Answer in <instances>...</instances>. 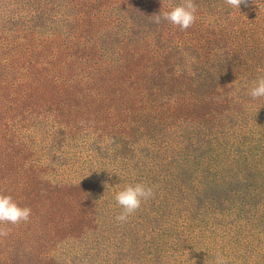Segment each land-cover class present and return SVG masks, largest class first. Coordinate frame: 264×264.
Returning <instances> with one entry per match:
<instances>
[{
    "label": "trees",
    "instance_id": "trees-1",
    "mask_svg": "<svg viewBox=\"0 0 264 264\" xmlns=\"http://www.w3.org/2000/svg\"><path fill=\"white\" fill-rule=\"evenodd\" d=\"M6 1L0 0V41L5 40L0 46V101L5 99L3 92L15 93L10 99L26 95L16 83L23 81L26 91L42 92L44 105L50 104L54 108L48 109L56 113L74 106L73 113L66 111L61 119H56L58 114L46 118L50 126L27 142L56 139L63 151L64 146L75 151L87 147L88 161L103 170L99 179L105 182L100 190L90 192L84 186L82 192L74 176L76 183L63 176L76 165L75 159L45 154L40 167L31 162L24 169L29 173L23 181L26 192H5L32 213L27 223L13 228L4 224L8 235L0 236V264H197L199 260L217 264L224 256L227 264H264V253L256 252L264 246V196L240 201L238 190L245 181L255 189L263 180L264 187V140L253 124H264V98L253 100L248 95L252 82L264 75L256 71V64L264 69V41H260L264 20H252L264 17V0H247L240 9L227 6L225 0H194L196 21L184 31L167 21L156 24L153 17L182 0ZM92 12H99L104 24L121 28L115 34V29L105 27L95 41L99 51L109 53L111 65L102 63V58L81 57L90 50L75 45L81 38L90 48L85 36L95 30ZM21 35L22 45L17 38ZM80 61L93 62L99 70L112 68L114 72L106 75L108 89H118L129 80L127 98L119 92L108 103L109 111H103L99 99L89 107L79 108L76 99L68 104L69 96L100 94L90 86L97 75L101 77L96 85L104 89L107 85L102 73L80 67ZM10 66L18 80L4 76ZM67 69L72 72L69 77ZM249 71L252 74L247 75ZM81 77L90 85L78 93L79 86H74ZM143 84L149 91L136 101ZM63 86L71 88L67 97H61ZM3 121L1 117L0 133ZM237 158L250 162L245 173L236 167ZM136 183L152 187L155 196L126 223H117L121 208L114 196ZM23 200L26 203L21 204ZM188 200L199 201L189 215L199 226L189 230L187 216L181 217ZM178 205L180 211L166 213ZM162 220L171 221L173 230L171 225L158 228ZM187 236L205 242L204 246L186 247ZM168 242L178 246L168 248ZM246 243L252 244L247 248L253 247L256 262L245 256L240 263Z\"/></svg>",
    "mask_w": 264,
    "mask_h": 264
},
{
    "label": "rangeland",
    "instance_id": "rangeland-1",
    "mask_svg": "<svg viewBox=\"0 0 264 264\" xmlns=\"http://www.w3.org/2000/svg\"><path fill=\"white\" fill-rule=\"evenodd\" d=\"M127 1H129V0H125L122 2H127ZM10 2H11V0H7L5 4H10ZM250 11H252V10H250ZM252 12H255V10H253ZM95 13L96 12L89 13V16H92L95 18V23L93 24L95 30L92 31L87 36H85V41L87 42V45L90 48H88V47L86 48L83 46V44H82L83 39H81V38H76L77 44H75V45L81 46L85 49L90 50V53H84L83 52L82 54H80L81 57H83L85 59H94L96 57V60H98V58H102V63L110 64L112 59L110 58L109 53L99 51L97 46L95 45V41L97 40L96 38H98L99 36H102L104 34L105 27H107L110 30L115 29V32H114L115 34L117 33V30H121V28L118 29V28L114 27L113 23L109 24L107 22L106 24H104L102 22L103 17L101 16V14H99V12H97V14H95ZM78 15H83V14L79 12ZM248 18H249V20H251L250 13H248ZM91 20H92V18L89 19V24H90ZM252 20L262 21V20H264V17H259V15H256L255 17L252 18ZM9 26H11V25H9ZM19 31H21V28L19 29ZM129 33L131 35H133L135 33L134 27L131 28ZM17 38H18V41L20 42V44L22 45V43L24 41V35L18 36ZM260 41H264V26L261 28ZM4 42H5V40H1L0 46H3ZM19 50L20 51L22 50L21 46H19ZM23 56H24V52L21 53V58ZM70 56H71V59L74 58L72 55H70ZM5 58H7V57H5ZM79 66L80 67L88 66L89 70L95 74L102 73L104 76V80L107 82V85H106L105 89L103 87H98L96 85V83L98 82L101 75H97L92 79L93 85L88 84L85 81V78L81 77L80 79H82V80L77 81L75 86H74L75 89H77L79 86L78 93H81L83 91V85H86V86L90 85V86H94L99 91L100 94H92L90 96H86L85 92H82V95H80L82 98H77L74 95L69 96L68 104L71 103L74 99H76L78 101L77 105L79 108L89 107L91 105H94L96 103V101L99 99L105 106V109L103 111H109L110 109L108 108V103L112 99H115V97H119V92L122 93L123 97L127 98L128 95H126V90H127L128 85H129V83H127V81H129V80H126L120 87H118L119 90L117 88L108 89L110 81H109V77L106 75L114 72L112 70V68H109L107 66V67H104V69L99 70L97 68V66L95 64H93V62H92V64H87L83 61L79 62ZM253 66H255L254 63H253ZM98 67H101V66H98ZM256 68H257L256 71H258V72L264 71V69L261 68V66L259 67L257 64H256ZM240 71L242 73V70H240ZM69 73H70V71H69V69H67V74H69ZM71 74H72V72L67 77H69ZM250 74H252L251 71H249L247 73V75H250ZM236 75H237V70L235 71V76ZM4 76L11 78L13 80H18L17 71L15 69H13L11 66H10V69H7L6 74ZM16 83L18 85L19 84L21 85V87L23 89L22 92H24V91L27 92L26 95H18L17 98L10 99V97L15 93L3 92L5 99L2 98V100L0 101V102H4V103H0V118L4 117L3 125L1 128V133H0V194L6 195L5 192L13 193V191L16 192V189H18V191L20 193L26 192V183H23V181L25 180V178L28 177L29 173H26L27 171H25V170H27L28 167H30L31 162H32L31 163L32 165H35V163H36L37 166L40 167L41 163H43L47 157L45 154H49V155H51V157H58V158L62 157V159L65 161H67L68 158H70L71 161L75 159L76 165H74L72 167L68 165L69 166V170H68L69 172L64 171L63 176H66L69 181L72 180L75 183L77 181V183L79 185H81L80 190L82 192L86 188H88V190L90 192H95L97 189L100 190L101 188H103L102 183L105 182V180L99 179V174L102 173L103 170H98L96 167H94L92 165L91 162L88 161V153H86V151L88 152L87 147H85L86 151H82L80 149L75 151L74 149H72L69 146H64L65 148L63 151V150H60V146L57 145L58 142H56L57 141L56 139H54L53 143H44L43 140H40V142H37V143H33V142L28 143L27 142L28 138H31L32 136H36V135L42 133L43 131H46V129L50 126L45 121L46 118L50 117L51 119H53V117L56 114H58V117L56 119H61L62 117H65L64 112L71 111V113H73L72 108L74 106H70V107L67 106V110L63 109L60 113H56L55 109L54 110L48 109V108L53 107V106H51L50 104L47 106L44 105V97H42L40 95V93H42V92L35 91L32 88H29L26 91L25 82L17 81ZM37 85H38V83L34 84V87H36ZM69 89H71V88H68L67 86H63V90L61 88V91H63L62 92L63 95L61 97H67V94L65 92L69 91ZM146 91H149V89L147 88V86H145L143 84L141 92H139L137 94V97H135L134 99L137 101L136 98H142L145 95ZM59 100H61V99H59ZM116 100H118V98H116ZM32 101H34V102H32ZM34 103H36V105H33ZM251 112L252 111H250V113ZM101 116L104 117V114H101ZM27 118L32 120V121L38 122L39 124H43V128L41 126H31L33 124H29V122L27 121ZM101 124H102L101 126L106 127L105 123H101ZM253 124L256 128V133L258 134V137L260 139L264 140V124H261V123L255 124L254 122H253ZM7 127H9L10 129L8 131H6V136H5L4 135L5 129ZM88 129H90L95 134H97L99 132V129H97L95 127H89ZM11 132H12V136H9ZM2 135L4 136V139H2ZM2 141L4 142L3 147H2V143H3ZM45 141H46V134H45ZM213 151H214V149L210 150V152H213ZM197 152H198V150H190V153H192V154H196ZM198 154L200 156L203 155L201 153H198ZM250 165H251L250 162L242 161L240 158H237L236 167L239 169H242L244 173L248 170ZM73 176L75 179H77L76 181H75V179H72ZM5 178H10V181L5 180ZM84 180H86V182H87L86 185H84ZM262 183H263V180L259 185H257V187L255 189L249 188L248 182H246V181L243 183H239L238 184V186H239L238 190H239V194H240V201H242L244 198L247 201H249L257 195L259 198L261 196H264V187H262L263 186ZM84 186H86V188ZM187 191H188V189H187ZM82 192H80V193H82ZM20 203L21 204L26 203V201L23 200ZM192 205L198 206L199 201L197 200V202L192 203L191 201L188 200L187 204L182 207V208H185V207H187V208H185L181 211V217L187 216V219H186V229L187 230L199 226V221L196 220V223H195V219H193L192 217L189 216L190 211H192V209H193ZM249 206H251V205L249 204ZM180 207H181V205L168 207L166 209V213H168L172 210L180 211ZM200 212L201 213L204 212V209H202ZM145 223H146V221H145ZM170 225H171V230H173L171 221L165 222V220H162L159 222V224H157V227L162 229V228L170 227ZM3 227H4V229H7L4 224H0V228H3ZM10 227L13 228V225H11ZM12 230H15V229H12ZM163 235H165V234H163ZM1 237H4V236H1ZM204 243L205 242H203V241L191 240L190 238L187 237L186 247L204 246ZM173 245H177V244H174L173 242L167 243L168 248H171V246H173ZM247 245L251 246V243H248V244L246 243V248H245L246 253L243 254L242 258L240 259V263L243 262V258H245V256H247L248 260H250L252 262L257 261L256 260L257 256L253 254V253H255L253 248H247L248 247ZM240 246L241 245H239V247ZM256 252L264 253V247L258 248ZM183 257L187 258V254L183 255ZM222 259H226L225 256ZM22 263H20V264H22ZM186 264H187V262H186ZM197 264H205V262L203 260H199L197 262Z\"/></svg>",
    "mask_w": 264,
    "mask_h": 264
},
{
    "label": "clouds",
    "instance_id": "clouds-1",
    "mask_svg": "<svg viewBox=\"0 0 264 264\" xmlns=\"http://www.w3.org/2000/svg\"><path fill=\"white\" fill-rule=\"evenodd\" d=\"M227 6L233 9H240L241 4H246L247 0H225ZM197 5L194 0H182V2L172 7L169 11H161L154 14V23L160 24L162 21L178 26L184 31L190 28L196 21ZM248 95L253 99L264 98V75H259L252 82ZM155 193L152 187L143 183L129 184L118 191L114 199L121 208L120 213L115 217L117 223H126L129 217L139 210L143 202L154 198ZM32 210L30 207L19 206L10 195L0 194V224L19 225L30 220ZM8 230L0 228V236H7ZM217 264H227L222 259H217Z\"/></svg>",
    "mask_w": 264,
    "mask_h": 264
},
{
    "label": "bare ground",
    "instance_id": "bare-ground-1",
    "mask_svg": "<svg viewBox=\"0 0 264 264\" xmlns=\"http://www.w3.org/2000/svg\"><path fill=\"white\" fill-rule=\"evenodd\" d=\"M176 204V203H175ZM261 212V211H260ZM250 213H251V211H250ZM253 213H254V211H253ZM216 214V213H215ZM223 214V213H222ZM224 215V214H223ZM233 216V215H232ZM234 217V216H233ZM250 217V216H249ZM252 217V216H251ZM253 217H254V214H253ZM260 217V216H259ZM247 218V217H246ZM208 219V218H207ZM229 219V218H228ZM242 219V218H241ZM220 220V219H219ZM230 220V219H229ZM243 220V219H242ZM208 221V220H207ZM236 222V221H235ZM195 223H196V220H195ZM194 224V223H193ZM245 224V223H244ZM259 224V223H258ZM263 224V223H262ZM203 225H205V224H203ZM215 225H216V223H215ZM264 226V225H263ZM223 227V226H222ZM183 228V227H182ZM201 228V227H200ZM214 228V227H213ZM247 228V227H246ZM198 230V229H197ZM241 230V229H240ZM199 231V230H198ZM263 231V230H262ZM237 232V231H236ZM227 233H229V232H227ZM240 233V232H239ZM255 233V232H254ZM241 234V233H240ZM259 234V233H258ZM182 235V234H181ZM248 235V234H247ZM241 236V235H240ZM243 236V235H242ZM252 236H253V234H252ZM256 236V235H255ZM188 237V236H187ZM194 237V236H193ZM210 237V236H209ZM230 237V236H229ZM232 237V236H231ZM237 237V236H236ZM249 237V236H248ZM247 237V238H248ZM260 237V236H259ZM264 237V236H263ZM263 237H261V238H263ZM228 238V237H227ZM241 238V237H240ZM251 240H252V238H251ZM255 240V239H254ZM258 240V239H257ZM237 241V240H236ZM248 241V240H247ZM256 241V240H255ZM210 242V241H209ZM234 242V241H233ZM214 243V242H213ZM240 243V242H239ZM208 244V243H207ZM235 244V243H234ZM248 244V243H247ZM259 244V243H258ZM262 244V243H261ZM245 245V244H244ZM252 245V244H251ZM263 245V244H262ZM217 246V245H216ZM248 246V245H247ZM257 246V245H256ZM250 247V246H249ZM260 247V246H259ZM264 247V246H263ZM238 248H239V246H238ZM242 248V247H241ZM253 248V247H252ZM213 249V248H212ZM236 250V249H235ZM243 250H245V249H243ZM243 250H241V253H242V251ZM257 251V250H256ZM209 252V251H208ZM243 252H245V251H243ZM237 253V252H236ZM246 253V252H245ZM244 253V254H245ZM261 253V252H260ZM206 254V253H205ZM235 254V253H234ZM263 255V254H262ZM254 258V257H253ZM259 258V257H258ZM235 259V258H234ZM237 259V258H236ZM244 260V259H243ZM258 260V259H257ZM233 262V261H232ZM244 262V261H243ZM252 262V261H251ZM250 262V263H251ZM228 263V262H227Z\"/></svg>",
    "mask_w": 264,
    "mask_h": 264
}]
</instances>
